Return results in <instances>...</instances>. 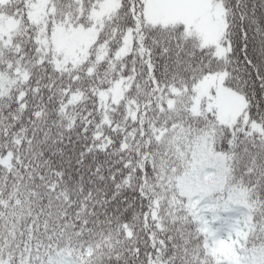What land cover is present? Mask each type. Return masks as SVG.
Listing matches in <instances>:
<instances>
[{"label": "snow or ice", "instance_id": "snow-or-ice-1", "mask_svg": "<svg viewBox=\"0 0 264 264\" xmlns=\"http://www.w3.org/2000/svg\"><path fill=\"white\" fill-rule=\"evenodd\" d=\"M0 264H264V0H0Z\"/></svg>", "mask_w": 264, "mask_h": 264}]
</instances>
